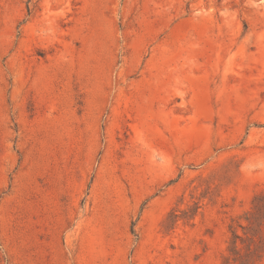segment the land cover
<instances>
[{
  "label": "rangeland",
  "instance_id": "obj_1",
  "mask_svg": "<svg viewBox=\"0 0 264 264\" xmlns=\"http://www.w3.org/2000/svg\"><path fill=\"white\" fill-rule=\"evenodd\" d=\"M0 264H264V0H0Z\"/></svg>",
  "mask_w": 264,
  "mask_h": 264
},
{
  "label": "crops",
  "instance_id": "obj_2",
  "mask_svg": "<svg viewBox=\"0 0 264 264\" xmlns=\"http://www.w3.org/2000/svg\"><path fill=\"white\" fill-rule=\"evenodd\" d=\"M57 198V197H56ZM68 204L65 203V202H62L60 205L59 204H56V206L60 207V208H65V206H67ZM64 209L62 210V213H63ZM63 216H64V213H63ZM79 224H80V227H82V200L80 199L79 201Z\"/></svg>",
  "mask_w": 264,
  "mask_h": 264
}]
</instances>
